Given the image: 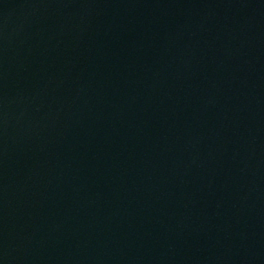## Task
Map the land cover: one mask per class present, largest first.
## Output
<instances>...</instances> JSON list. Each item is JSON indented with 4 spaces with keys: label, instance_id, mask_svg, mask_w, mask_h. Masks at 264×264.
I'll use <instances>...</instances> for the list:
<instances>
[{
    "label": "water",
    "instance_id": "obj_1",
    "mask_svg": "<svg viewBox=\"0 0 264 264\" xmlns=\"http://www.w3.org/2000/svg\"><path fill=\"white\" fill-rule=\"evenodd\" d=\"M264 220V0H0V264H242Z\"/></svg>",
    "mask_w": 264,
    "mask_h": 264
}]
</instances>
